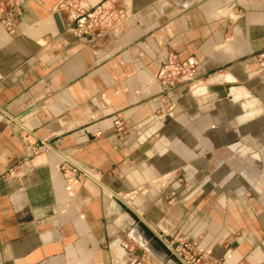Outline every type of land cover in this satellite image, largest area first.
Masks as SVG:
<instances>
[{
	"label": "crops",
	"instance_id": "0c3cea01",
	"mask_svg": "<svg viewBox=\"0 0 264 264\" xmlns=\"http://www.w3.org/2000/svg\"><path fill=\"white\" fill-rule=\"evenodd\" d=\"M18 1L15 32L0 24V264H186L122 204L199 264H264V0H111L120 27L65 45L62 0ZM171 50L198 57L196 89L158 83Z\"/></svg>",
	"mask_w": 264,
	"mask_h": 264
},
{
	"label": "built area",
	"instance_id": "2783aa9c",
	"mask_svg": "<svg viewBox=\"0 0 264 264\" xmlns=\"http://www.w3.org/2000/svg\"><path fill=\"white\" fill-rule=\"evenodd\" d=\"M59 6L66 15L64 30L58 36V41L63 45L85 36H104L120 27L127 18L126 11L118 8L111 0H102L95 5H88L83 0H62ZM20 13V1L0 0V24L10 33L15 32ZM157 81L166 93L182 84L191 90L196 89L200 83L198 57L182 56L176 51H168L158 71ZM62 170L66 176H70L79 169L64 162ZM123 245L131 248L129 242H124ZM169 249L186 264H199L200 258L196 257L188 243L176 247L171 245Z\"/></svg>",
	"mask_w": 264,
	"mask_h": 264
},
{
	"label": "water",
	"instance_id": "95a60500",
	"mask_svg": "<svg viewBox=\"0 0 264 264\" xmlns=\"http://www.w3.org/2000/svg\"><path fill=\"white\" fill-rule=\"evenodd\" d=\"M122 204V203H121ZM122 206L124 207V209L134 218L135 221H137V228L140 232H142L144 235H149L151 237H153L155 239V241L158 240V237L156 236V234L143 222L139 221V219L137 218V216L127 207H125L123 204ZM158 242V241H157ZM165 249H167L168 251L169 248H167L166 245H163Z\"/></svg>",
	"mask_w": 264,
	"mask_h": 264
},
{
	"label": "rangeland",
	"instance_id": "374dc122",
	"mask_svg": "<svg viewBox=\"0 0 264 264\" xmlns=\"http://www.w3.org/2000/svg\"><path fill=\"white\" fill-rule=\"evenodd\" d=\"M146 237H148L149 238V240H151V242H155L154 244L155 245H158V244H156L157 243V241H155V239L153 238V237H151V236H149V235H145ZM163 242V241H162ZM159 246V245H158Z\"/></svg>",
	"mask_w": 264,
	"mask_h": 264
},
{
	"label": "bare ground",
	"instance_id": "6f19581e",
	"mask_svg": "<svg viewBox=\"0 0 264 264\" xmlns=\"http://www.w3.org/2000/svg\"><path fill=\"white\" fill-rule=\"evenodd\" d=\"M158 237V236H157ZM158 242V244L161 246V247H163L164 248V243L162 242V240H161V238L160 237H158V240H157Z\"/></svg>",
	"mask_w": 264,
	"mask_h": 264
}]
</instances>
